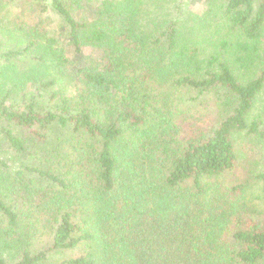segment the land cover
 Returning <instances> with one entry per match:
<instances>
[{
  "label": "trees",
  "instance_id": "1",
  "mask_svg": "<svg viewBox=\"0 0 264 264\" xmlns=\"http://www.w3.org/2000/svg\"><path fill=\"white\" fill-rule=\"evenodd\" d=\"M261 101L264 0H0V264H264Z\"/></svg>",
  "mask_w": 264,
  "mask_h": 264
},
{
  "label": "rangeland",
  "instance_id": "2",
  "mask_svg": "<svg viewBox=\"0 0 264 264\" xmlns=\"http://www.w3.org/2000/svg\"><path fill=\"white\" fill-rule=\"evenodd\" d=\"M188 2L189 8L197 13V14H205L207 10V1L208 0H185ZM184 2V1H183ZM14 9H21L20 6H17ZM90 55H94L96 57H99V52L97 50H92L89 52ZM259 107H262V110L264 111V101L259 103ZM251 166L256 165L258 162V159L260 158V155L257 156V153L251 154L250 156ZM236 178L244 179L245 178V169L243 165V161H240L239 163V169L237 170V173L235 175Z\"/></svg>",
  "mask_w": 264,
  "mask_h": 264
}]
</instances>
